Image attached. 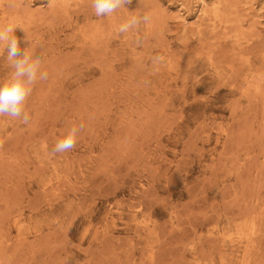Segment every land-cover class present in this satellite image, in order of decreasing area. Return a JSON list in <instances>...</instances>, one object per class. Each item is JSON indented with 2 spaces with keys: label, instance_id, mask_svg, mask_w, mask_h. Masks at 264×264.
I'll return each instance as SVG.
<instances>
[{
  "label": "rangeland",
  "instance_id": "374dc122",
  "mask_svg": "<svg viewBox=\"0 0 264 264\" xmlns=\"http://www.w3.org/2000/svg\"><path fill=\"white\" fill-rule=\"evenodd\" d=\"M0 23L48 73L27 125L0 117V264H264V0L100 18L91 0H0Z\"/></svg>",
  "mask_w": 264,
  "mask_h": 264
},
{
  "label": "clouds",
  "instance_id": "9594fccd",
  "mask_svg": "<svg viewBox=\"0 0 264 264\" xmlns=\"http://www.w3.org/2000/svg\"><path fill=\"white\" fill-rule=\"evenodd\" d=\"M132 0H91L96 17H109L118 10L131 4ZM150 22V16L132 15L117 29L119 34H125L138 29L143 24ZM17 28L13 24L0 23V46L6 50V61L11 71L0 79V117H10L20 120L27 125L30 117L25 110L26 102L32 94L33 87L38 81L48 79V73L42 71L43 58L41 55L30 54L27 49L20 48L19 39L13 34ZM163 60L162 56H156L154 63ZM83 124L70 127L59 138L51 150V155L66 153L75 148Z\"/></svg>",
  "mask_w": 264,
  "mask_h": 264
}]
</instances>
